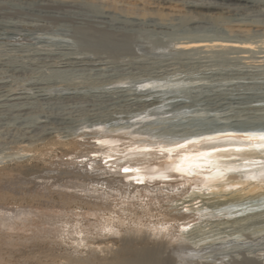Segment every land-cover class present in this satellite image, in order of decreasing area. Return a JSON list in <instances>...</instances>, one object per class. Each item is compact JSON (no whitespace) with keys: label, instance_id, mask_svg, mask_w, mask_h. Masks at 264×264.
<instances>
[{"label":"bare ground","instance_id":"1","mask_svg":"<svg viewBox=\"0 0 264 264\" xmlns=\"http://www.w3.org/2000/svg\"><path fill=\"white\" fill-rule=\"evenodd\" d=\"M111 2L0 0V139L16 151L62 134L97 146L72 157L78 170L70 174L86 181L78 188L100 195L58 194L67 201L107 204L124 194L134 204L143 189H189L174 209L200 218L198 229L170 238L165 228L156 233L138 227L132 237L150 241L151 248L107 264H180L189 250L202 253L221 245L227 261L219 253L198 264H264V205L222 213L264 195V132L249 121L264 116V0ZM171 7L176 11L165 12ZM190 65L198 68L197 77L169 79ZM137 74L148 76L138 78L139 87L120 81ZM26 76L30 80L18 85ZM189 103L240 110L226 113L229 130L186 138L141 131L149 115ZM132 203L107 205L98 213L108 225ZM106 244L95 252H110Z\"/></svg>","mask_w":264,"mask_h":264},{"label":"rangeland","instance_id":"2","mask_svg":"<svg viewBox=\"0 0 264 264\" xmlns=\"http://www.w3.org/2000/svg\"><path fill=\"white\" fill-rule=\"evenodd\" d=\"M85 1H93L95 4L97 3L98 6H101L102 4H112V0H103V3H101L102 0ZM122 6L119 8L125 10V6ZM174 11H176V8L171 7V9H165V12L168 13ZM176 13L183 14L180 11ZM256 18L261 19L262 17ZM184 68L178 71V75L180 76L174 74L169 76V79H173V77H180L176 79L182 80L181 77L183 76L186 78L183 80H189V78H192V76L195 78L197 75H199L198 68L194 66L190 65L187 66L186 69ZM185 71L187 72L185 73ZM141 74H137L134 75V77L131 76V78L120 81H123L126 85L137 84L132 88L137 86L139 87L142 83L136 82L140 79L142 80L148 77L146 75L140 76ZM135 76L138 77L136 78ZM139 77L140 79H138ZM20 79L17 80L18 85H21L20 83L26 84L30 80V77L26 76ZM230 106H232V108ZM202 107L198 108L196 103L185 104L179 108H170L169 106L165 107L164 109L160 110V113L157 112L158 114L155 113L156 115H149V121L141 128V131L145 136L148 137L167 135L178 138H186L212 131L229 130L232 129L233 126L224 121L226 118V113H232L234 111L236 112L237 110H240L235 108L234 105H229V107L227 105L223 107L216 105ZM249 121H251L250 125H252V127H250L252 129L264 132V116L254 117ZM62 136L63 138L67 137L63 134ZM62 136L58 135L54 136L55 138L40 141L25 150L23 149L24 151L21 149L16 151L18 148L12 147L10 144H8L7 140L3 141L0 139L1 143H3H0V264H88L89 262L93 264H107L114 259L130 256L134 249L138 250L140 248H151L152 244L150 241L135 240L134 237H132V232H136L135 229L139 230L138 227H140V230L144 228L143 232L149 230V232L156 233L161 232V230L163 231L165 228L166 230L163 232L169 234L170 238L180 235V233H183L187 229H192L193 227L198 229V223L201 220L200 218H197V216L194 217L188 215L186 213L176 212L174 209L175 202L183 197L189 189H180L175 191L170 190L171 192H169V190L165 191L164 189L156 190L157 192L155 190L145 191L143 189L142 195L140 197L141 200L139 199L140 201L135 202L134 204L130 202L132 196L124 194H119L116 198H108L110 200L109 201L107 199L108 203L111 204H106V200L103 202L104 200L100 199H98L99 201L97 200L91 202L86 201V199H82V201L81 199L67 201L65 197H61L62 195L67 196L71 194H79L81 196L84 194L82 197H85L86 195V197H88L90 194L94 196L100 195V193L94 191V189L90 190V192H84L80 186V188H78V185L84 184L86 181L82 179L80 180L74 175L70 174L71 172H74V170H78V166L75 167L76 165H73L72 163L74 161L72 157L76 155V153L87 154L89 152L96 151L98 147L89 143H86L85 145L78 143L75 141V137L73 136V138L68 137L69 139L66 138L63 140ZM58 137H61L60 140ZM90 139L91 138L87 137L86 140L89 141L85 142L91 143L92 140ZM103 139L109 140L111 138L103 137ZM5 142L11 149L6 148ZM19 151L21 154L18 153ZM67 182L70 186L67 185ZM63 189L65 192L69 191V194H67V192L66 194L58 193L60 191H64ZM139 190L140 189L136 190V192ZM58 194H61V196ZM167 194H169V196H166ZM123 199L126 201H121ZM129 203L132 204L127 205L129 207L128 209L123 207L127 212L124 209V212L118 210V212L116 211L113 214L112 220L115 224L110 223L112 220L109 222L110 224L108 223V225L103 223V220L98 213L101 208L105 209L107 205L112 207L115 205L113 208L116 206L121 207V205ZM132 205L136 207H133ZM259 205H264V195L257 198L253 197L251 200L247 201V203L243 202L239 205H231L228 209L226 208L223 210L222 213H230L231 211L234 212L240 208L244 209L246 207ZM142 207L143 209L145 208L146 211L148 210V213L144 211L145 209L142 210ZM41 217L43 219H46L47 217V221L43 220ZM11 218L14 219L12 220ZM51 218L55 219L52 221ZM114 218L117 219V222ZM42 220L44 222H42ZM58 220L59 222H57ZM52 223L54 224L52 225ZM57 223L60 224V226L57 225ZM52 227L54 229L57 227V229L55 231L54 229L51 230ZM59 227L63 229V231H60ZM50 230L54 231V233ZM40 232L42 234L45 232L46 234L43 236ZM50 232L53 234V236L50 235ZM57 233L61 237L57 236ZM62 235L66 236H63L64 238H62ZM49 236L52 238V240L47 238ZM54 237L57 238V240ZM126 238L129 240L128 243L124 242ZM201 242L202 241L198 243L200 244ZM105 244L106 246L110 245V252H95L94 248L102 247ZM225 245L227 246L228 244ZM221 246L223 249H226V247H223V245ZM221 246L220 248H214V250L209 249L206 252L202 251V253L200 250H198L197 253L191 252L189 250L186 252V254L190 258L185 256L186 258L184 259H187V261H185L183 259L184 254H182V261L180 264L183 262V264H198L202 259L212 260L215 256L218 258L220 255L219 253H221L219 257L223 258L222 251L225 253V249H221ZM191 256L194 260L191 258ZM224 257H227L226 253L224 254ZM225 258H223V261H227L228 258Z\"/></svg>","mask_w":264,"mask_h":264},{"label":"snow or ice","instance_id":"3","mask_svg":"<svg viewBox=\"0 0 264 264\" xmlns=\"http://www.w3.org/2000/svg\"><path fill=\"white\" fill-rule=\"evenodd\" d=\"M261 139H264V136H262ZM124 171L127 172V171H129V169H124Z\"/></svg>","mask_w":264,"mask_h":264}]
</instances>
